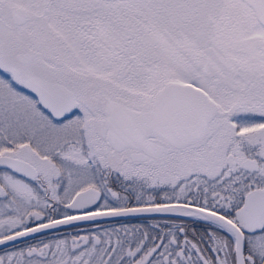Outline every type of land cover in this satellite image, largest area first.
<instances>
[{
    "label": "snow or ice",
    "instance_id": "snow-or-ice-1",
    "mask_svg": "<svg viewBox=\"0 0 264 264\" xmlns=\"http://www.w3.org/2000/svg\"><path fill=\"white\" fill-rule=\"evenodd\" d=\"M0 264H264V0H0Z\"/></svg>",
    "mask_w": 264,
    "mask_h": 264
},
{
    "label": "flooded vegetation",
    "instance_id": "flooded-vegetation-1",
    "mask_svg": "<svg viewBox=\"0 0 264 264\" xmlns=\"http://www.w3.org/2000/svg\"><path fill=\"white\" fill-rule=\"evenodd\" d=\"M131 223H138V222H140V221H138V220H132V221H130Z\"/></svg>",
    "mask_w": 264,
    "mask_h": 264
}]
</instances>
